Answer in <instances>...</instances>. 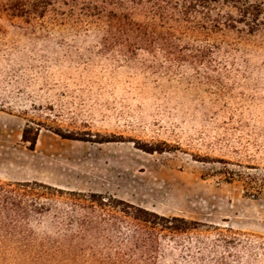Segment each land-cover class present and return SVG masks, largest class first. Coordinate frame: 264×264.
Wrapping results in <instances>:
<instances>
[{
	"label": "rangeland",
	"instance_id": "1",
	"mask_svg": "<svg viewBox=\"0 0 264 264\" xmlns=\"http://www.w3.org/2000/svg\"><path fill=\"white\" fill-rule=\"evenodd\" d=\"M9 1L0 0V180L199 222L162 241L160 264H200L201 253L212 264L229 252V264H264V0L195 3L186 17L184 0H157L178 43L132 58L103 49L105 19L82 9L105 3L55 0L33 28ZM28 120L89 141L42 129L31 151ZM101 136L117 141L94 142ZM218 229L235 238L230 249Z\"/></svg>",
	"mask_w": 264,
	"mask_h": 264
},
{
	"label": "trees",
	"instance_id": "2",
	"mask_svg": "<svg viewBox=\"0 0 264 264\" xmlns=\"http://www.w3.org/2000/svg\"><path fill=\"white\" fill-rule=\"evenodd\" d=\"M54 1L10 0L8 9L17 17L25 16L35 28L34 19L44 18ZM97 1L106 5L85 4L82 9L105 19L100 41L103 49H118L132 58L141 50L157 45L170 48L178 43L157 0ZM184 1L182 13L186 17L192 4L218 0ZM146 3L154 4L151 12ZM140 15L142 20L137 18ZM42 129L65 140L89 141L28 120L22 142L29 150L35 149ZM115 141L101 136L94 142ZM134 143L149 154L171 151L167 144ZM199 225L184 217L162 216L108 194L68 191L39 181L0 180V264H160L168 256L162 241L178 242ZM218 230L219 241L230 249L235 238ZM230 256L229 252L217 257L212 264H229ZM192 258L200 264L209 262L204 253Z\"/></svg>",
	"mask_w": 264,
	"mask_h": 264
}]
</instances>
